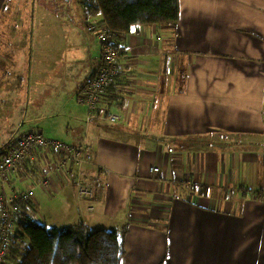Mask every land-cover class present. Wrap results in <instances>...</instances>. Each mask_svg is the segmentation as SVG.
Wrapping results in <instances>:
<instances>
[{"label": "crops", "instance_id": "crops-1", "mask_svg": "<svg viewBox=\"0 0 264 264\" xmlns=\"http://www.w3.org/2000/svg\"><path fill=\"white\" fill-rule=\"evenodd\" d=\"M7 2L0 0V13ZM17 3L33 6L34 14L47 9L50 19L66 5L69 13L85 12L82 0ZM180 4L177 25L138 27L115 37L122 53L118 75L86 129L79 93L102 68V45L99 63L92 57L79 66L76 82L83 84L74 92L80 106L75 112L59 107L71 119L65 129L74 138L67 143L86 137L92 163L81 173L95 198L78 197L76 171L68 177L61 170L49 189H36L22 214L59 229L84 223L90 231L119 232L125 226L122 264H264V153L250 148L264 146V0ZM91 19L105 25L102 14ZM27 23L29 30L28 16ZM4 53L14 56L12 62ZM15 55L0 45L3 82ZM22 77L29 85L32 70ZM111 115L119 121L111 123ZM29 132L4 143L0 154ZM56 161L52 150H36L13 173L8 192L33 186ZM53 216L63 219L54 222Z\"/></svg>", "mask_w": 264, "mask_h": 264}, {"label": "rangeland", "instance_id": "rangeland-1", "mask_svg": "<svg viewBox=\"0 0 264 264\" xmlns=\"http://www.w3.org/2000/svg\"><path fill=\"white\" fill-rule=\"evenodd\" d=\"M17 1L8 0V6L0 13V45L13 48L16 54L15 71L4 74L10 77L9 81L0 80V87L6 88V91L0 92V147L25 131H46L47 135L69 142L72 135L69 137L65 127L71 119L59 107L75 112L80 106L78 93L75 94L83 84L76 82L79 66L89 65V58L92 57L95 64L99 63L101 42L95 33L88 31L89 26L97 23L91 19L92 15L85 12L77 15L76 9H73L69 13L67 5L60 10L57 19L53 16L50 19L47 9L37 8L34 14L33 6L25 3L20 7ZM27 16L30 19L29 30L26 27ZM4 54L6 61L12 62L14 56ZM77 54L83 55L84 61H78ZM27 69L32 70L33 76L29 85L22 77ZM86 117L82 123L85 129ZM85 139L73 144H82ZM250 148L264 153V146L250 145ZM23 187L26 189V185ZM41 213H44L42 208ZM62 219L53 216L54 222ZM18 261L17 256H12V264Z\"/></svg>", "mask_w": 264, "mask_h": 264}, {"label": "trees", "instance_id": "trees-1", "mask_svg": "<svg viewBox=\"0 0 264 264\" xmlns=\"http://www.w3.org/2000/svg\"><path fill=\"white\" fill-rule=\"evenodd\" d=\"M82 1L85 13L102 14L106 28L115 36L127 35L138 27L177 25L181 16L180 0ZM23 219L20 231L12 237L9 254V258H19L17 264H122L125 226L119 232L90 231L84 223L59 229L26 216ZM9 258L7 264H12Z\"/></svg>", "mask_w": 264, "mask_h": 264}, {"label": "built area", "instance_id": "built-area-1", "mask_svg": "<svg viewBox=\"0 0 264 264\" xmlns=\"http://www.w3.org/2000/svg\"><path fill=\"white\" fill-rule=\"evenodd\" d=\"M88 31L95 33L101 42L103 65L79 93V102L87 109V123L96 115L101 100L115 83L122 56L120 48L115 44L116 36L110 33L105 25L90 26ZM119 119L118 115L108 118L111 123H116ZM36 150L55 152L57 161L53 171L26 190L9 193L8 185L12 181L13 173L32 161ZM0 155V264H7L12 237L20 231V225L24 223L22 207L24 204L33 203L38 187L49 189L53 178L63 170L68 177L76 171L74 183L78 197L93 200L95 190L83 180L81 173L85 164L92 163V156L85 141L82 144H72L49 138L40 131H32L17 138ZM150 171L157 173L160 169L151 167ZM93 210L91 206L90 211Z\"/></svg>", "mask_w": 264, "mask_h": 264}]
</instances>
